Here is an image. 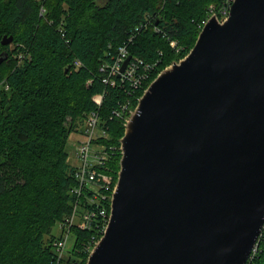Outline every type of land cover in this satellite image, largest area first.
<instances>
[{"label": "trees", "instance_id": "trees-1", "mask_svg": "<svg viewBox=\"0 0 264 264\" xmlns=\"http://www.w3.org/2000/svg\"><path fill=\"white\" fill-rule=\"evenodd\" d=\"M224 3L0 0V55L7 53L0 63V264H86L104 231L100 209L111 208L112 193L100 189L96 198L89 185L76 192L72 133L83 132L90 114H98L94 143L108 157L96 167L112 174L115 186L127 122L117 114L121 106L136 108L157 74L190 52L210 9L219 12ZM11 35L13 41L4 44ZM121 47L132 60L156 64L142 87L117 76L116 84L104 81L108 72L101 68L117 59ZM76 203L80 213L95 215L89 227L72 224L73 245L59 259L61 234L53 227L72 215ZM247 264H264V228Z\"/></svg>", "mask_w": 264, "mask_h": 264}, {"label": "water", "instance_id": "water-1", "mask_svg": "<svg viewBox=\"0 0 264 264\" xmlns=\"http://www.w3.org/2000/svg\"><path fill=\"white\" fill-rule=\"evenodd\" d=\"M121 148L86 264H247L264 228V0L209 18L145 90Z\"/></svg>", "mask_w": 264, "mask_h": 264}, {"label": "built area", "instance_id": "built-area-1", "mask_svg": "<svg viewBox=\"0 0 264 264\" xmlns=\"http://www.w3.org/2000/svg\"><path fill=\"white\" fill-rule=\"evenodd\" d=\"M235 0H225V3L220 9V19L224 20L228 17L231 6ZM45 8H43V11ZM217 13V12H215ZM218 14V13H217ZM210 16H207L206 19L202 20L201 28L207 23ZM172 45L175 46L176 42L172 41ZM129 52L126 47H121L120 52L118 54L117 59L112 63L106 64L102 67V70H106L108 75L104 78L106 83L116 84V78L121 79L122 82H126V80L130 81V84L135 88L142 87L144 83L151 77V74L154 72V68L156 64H151L146 60L134 57L130 59L126 68L121 71L122 64L127 59ZM77 65L81 64L80 60L76 61ZM103 96L97 95L95 96V101L98 104H102ZM135 110L130 107L129 104H124L121 106V109L117 113L118 115L124 116L125 120L128 121L130 115ZM98 114L94 111L90 114L86 128L83 132H81V137L75 141H72L73 145V154L75 155L77 161L76 164L79 166V170L77 171V176L80 180V186L75 190L79 194L82 191L84 185H89L95 191V197H99L100 189H104L105 191H110L111 201L113 197V192L115 190V186L112 185L113 175L106 174L103 172H99L97 169V165H101L107 160V153L104 152L101 147H94V140L97 136V126H98ZM93 146V147H92ZM116 185V184H115ZM106 199V195L103 194V198ZM111 205V203H110ZM79 203H76L74 206V211L70 217H68L65 222H62L61 225V237L56 241L55 247L58 252V258L61 259L68 252L67 243L71 237L72 231L71 226L73 223H78L82 228L89 227L90 221L92 217L95 215L94 211L85 210L84 212H79ZM111 208L107 209V207L103 206L100 209V213L103 215L106 220L104 231L108 225L110 219ZM103 231V234H104ZM102 234V235H103ZM100 236V238L102 237ZM97 239L94 242V246L100 240ZM258 245L255 246L253 252L257 250ZM252 252V253H253Z\"/></svg>", "mask_w": 264, "mask_h": 264}, {"label": "rangeland", "instance_id": "rangeland-1", "mask_svg": "<svg viewBox=\"0 0 264 264\" xmlns=\"http://www.w3.org/2000/svg\"><path fill=\"white\" fill-rule=\"evenodd\" d=\"M100 1H104V0H100ZM213 9V10H212ZM212 9H210V17L212 16V15H214V14H216L215 12V8L213 7ZM219 15V18L221 17L220 16V11L219 12H217ZM209 17V18H210ZM78 132H73L72 133V135H71V139L73 140V139H77L78 138ZM80 135H81V133H80ZM74 137V138H73ZM73 141H75V140H73ZM93 147V146H92ZM94 147H96V148H100V146H98L97 144H95L94 143ZM68 149H69V151H70V153H72L73 152V145L71 144V143H69V145H68ZM71 158H72V160L75 162V161H77V159H76V157H75V155L72 153L71 154ZM115 184H116V182H115ZM53 233L56 235V236H59L60 234H61V225H60V223L58 222L54 227H53ZM73 242H74V237H73V235L70 237V239H69V241H68V243H67V248H66V250L68 249V248H71L72 247V245H73ZM94 246V245H93ZM93 249V248H92ZM91 253V252H90ZM252 255V254H251Z\"/></svg>", "mask_w": 264, "mask_h": 264}, {"label": "crops", "instance_id": "crops-1", "mask_svg": "<svg viewBox=\"0 0 264 264\" xmlns=\"http://www.w3.org/2000/svg\"><path fill=\"white\" fill-rule=\"evenodd\" d=\"M77 136H78V138H80V137H81V135H80V132L78 133V135H77ZM73 138H74V137H73ZM78 138H77V139H78ZM77 139H73V140H77ZM73 140H72V139H70V143H72V141H73Z\"/></svg>", "mask_w": 264, "mask_h": 264}, {"label": "bare ground", "instance_id": "bare-ground-1", "mask_svg": "<svg viewBox=\"0 0 264 264\" xmlns=\"http://www.w3.org/2000/svg\"><path fill=\"white\" fill-rule=\"evenodd\" d=\"M208 22V21H207ZM204 27V26H203Z\"/></svg>", "mask_w": 264, "mask_h": 264}]
</instances>
